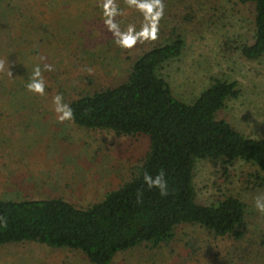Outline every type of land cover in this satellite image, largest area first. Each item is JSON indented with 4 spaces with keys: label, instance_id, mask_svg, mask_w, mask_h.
<instances>
[{
    "label": "rangeland",
    "instance_id": "obj_1",
    "mask_svg": "<svg viewBox=\"0 0 264 264\" xmlns=\"http://www.w3.org/2000/svg\"><path fill=\"white\" fill-rule=\"evenodd\" d=\"M254 9L236 0H0V198L62 197L86 207L129 180L148 149L142 135L85 129L60 119L78 93L121 81L132 60L175 34L181 54L160 74L176 97L193 101L212 78L240 94L218 117L264 137V57L248 60ZM243 160H198L197 201L235 195L246 205L241 237L177 226L157 247L141 245L112 264H264V186ZM0 264H90L79 251L32 242L0 246Z\"/></svg>",
    "mask_w": 264,
    "mask_h": 264
},
{
    "label": "trees",
    "instance_id": "obj_2",
    "mask_svg": "<svg viewBox=\"0 0 264 264\" xmlns=\"http://www.w3.org/2000/svg\"><path fill=\"white\" fill-rule=\"evenodd\" d=\"M236 1L254 9L252 41L237 49L258 60L264 57V0ZM183 47V38L175 34L136 56L118 83L78 93L66 104L79 127L147 137L148 149L130 179L86 207L62 197L0 198V246L32 242L79 251L90 264H112L141 245L168 243L184 224L216 236H242L243 200L224 195L216 203L198 202L194 167L198 160H243L254 168L256 185L264 186V137L246 136L218 117L226 102L239 96L237 82L214 77L188 103L174 95L160 69ZM160 171L168 184L163 196L144 182L146 174L155 177Z\"/></svg>",
    "mask_w": 264,
    "mask_h": 264
},
{
    "label": "clouds",
    "instance_id": "obj_3",
    "mask_svg": "<svg viewBox=\"0 0 264 264\" xmlns=\"http://www.w3.org/2000/svg\"><path fill=\"white\" fill-rule=\"evenodd\" d=\"M70 117L71 109H67L66 111H63L62 115L59 118L66 119ZM144 182L149 188H157L162 196L167 195L168 184L163 171L158 172L155 177L146 174ZM255 206L258 211L264 212V198H257L255 201Z\"/></svg>",
    "mask_w": 264,
    "mask_h": 264
}]
</instances>
